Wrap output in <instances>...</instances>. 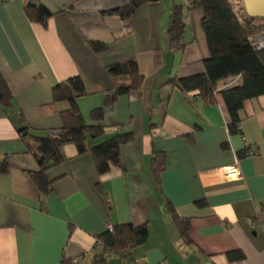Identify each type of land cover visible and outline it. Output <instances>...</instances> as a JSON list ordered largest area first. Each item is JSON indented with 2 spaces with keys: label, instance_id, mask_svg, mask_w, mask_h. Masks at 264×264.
<instances>
[{
  "label": "crops",
  "instance_id": "obj_1",
  "mask_svg": "<svg viewBox=\"0 0 264 264\" xmlns=\"http://www.w3.org/2000/svg\"><path fill=\"white\" fill-rule=\"evenodd\" d=\"M40 1L53 13L46 26L29 20L26 0H0V72L13 95L10 106L0 103V161L10 165L0 172V264H61L76 257L77 264H264V94L244 102L239 131L231 133L220 93L210 103L169 82L205 72L211 52L203 11L185 0H157L123 19L103 11L131 0ZM232 2L246 14L241 0ZM176 6L184 23L180 48L169 34ZM90 41L108 48L94 52ZM128 61L137 63L144 81L105 107L99 122L106 134L89 140L95 145L132 132L133 140L120 148L121 165L100 175L92 152L79 154L74 143L65 144V161L48 171L54 189L41 195L29 176L39 165L20 130L27 126L44 136L61 128L70 102H53L52 89L74 76L84 83L79 109L95 123L91 112L130 83L108 67ZM251 146L258 152L246 155ZM158 152L165 166L157 178ZM235 164L239 175L232 179L225 169ZM174 212L190 220L187 239ZM124 223L148 224L147 242L96 263L98 236ZM238 250L244 257L230 260L227 254Z\"/></svg>",
  "mask_w": 264,
  "mask_h": 264
},
{
  "label": "trees",
  "instance_id": "obj_2",
  "mask_svg": "<svg viewBox=\"0 0 264 264\" xmlns=\"http://www.w3.org/2000/svg\"><path fill=\"white\" fill-rule=\"evenodd\" d=\"M157 0H131L127 5L116 7L104 14H117L123 19H129L143 5ZM191 9L203 11L202 24L207 35L210 56L204 60L205 72L188 77L171 78L169 82L184 92L198 91L206 102H216V94L220 93L231 115L229 129L231 133H238L242 120L240 111L246 100L264 94V48H257L253 37L264 32V18L240 15L232 0H185ZM25 13L29 20L47 25L53 13L40 1L28 3ZM184 30L182 7L176 6L171 14L169 34L173 47L180 48ZM94 52H103L108 45L101 41L89 42ZM110 74L127 76L129 84H120L114 94H108L105 105L91 112L95 123H88L77 104L78 96L85 93L84 83L79 76L71 77L57 83L53 87V102L67 100L70 107L61 112L63 125L59 129L49 131L47 135L40 136L29 132L26 126L21 131L25 139L26 149L37 160L39 169L30 171L29 176L41 195L46 196L54 189L56 179L48 177V171L65 161L61 152L62 147L74 143L79 154L92 152L98 174L107 173L113 164L121 165L120 148L133 140L132 132L116 133L100 143L91 145L90 139L105 136L106 126L99 122L105 107L122 93H129L141 87L144 77L140 74L135 61L116 63L108 67ZM242 77L239 84L221 88L224 81ZM13 95L8 82L0 72V103L7 107L12 104ZM245 154H248L247 148ZM165 166V155L155 153L153 157V170L158 178ZM9 161L4 158L0 161V172L9 171ZM173 210V209H172ZM174 218L181 235L187 239L190 228L189 218L179 216L174 212ZM149 238L148 224L134 225L124 223L112 225L111 230L98 236L102 250L96 254V263L108 260L110 253H125L135 246L143 245ZM230 260L244 257L241 251H231L227 254ZM76 260V262H74ZM80 257L64 260L61 264H77Z\"/></svg>",
  "mask_w": 264,
  "mask_h": 264
},
{
  "label": "built area",
  "instance_id": "obj_3",
  "mask_svg": "<svg viewBox=\"0 0 264 264\" xmlns=\"http://www.w3.org/2000/svg\"><path fill=\"white\" fill-rule=\"evenodd\" d=\"M33 1L34 0H26L27 4L31 3ZM252 39H253V43L257 46V48H259V49L264 48V35H262V34L256 35ZM241 81H242V77L237 76L236 78L228 80L227 86L239 84V83H241ZM247 151H248L249 155H254L258 152L257 148L254 146L247 147ZM225 171H226L228 177H230L232 179H235L239 175V168L236 164L227 167L225 169ZM108 228L111 230L112 225H109ZM99 244H101V243L99 242ZM74 262H76V260H74Z\"/></svg>",
  "mask_w": 264,
  "mask_h": 264
},
{
  "label": "water",
  "instance_id": "obj_4",
  "mask_svg": "<svg viewBox=\"0 0 264 264\" xmlns=\"http://www.w3.org/2000/svg\"><path fill=\"white\" fill-rule=\"evenodd\" d=\"M249 17L264 18V0H242Z\"/></svg>",
  "mask_w": 264,
  "mask_h": 264
},
{
  "label": "rangeland",
  "instance_id": "obj_5",
  "mask_svg": "<svg viewBox=\"0 0 264 264\" xmlns=\"http://www.w3.org/2000/svg\"><path fill=\"white\" fill-rule=\"evenodd\" d=\"M235 1V0H234ZM242 2V1H241ZM241 9H243L244 11H245V8H244V5H243V8H241ZM245 13H246V11H245Z\"/></svg>",
  "mask_w": 264,
  "mask_h": 264
}]
</instances>
